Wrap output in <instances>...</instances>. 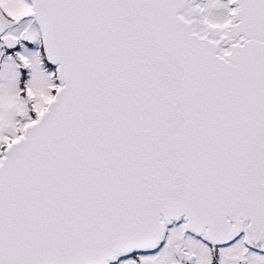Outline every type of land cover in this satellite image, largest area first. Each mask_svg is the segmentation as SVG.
Masks as SVG:
<instances>
[{"label": "snow or ice", "instance_id": "1", "mask_svg": "<svg viewBox=\"0 0 264 264\" xmlns=\"http://www.w3.org/2000/svg\"><path fill=\"white\" fill-rule=\"evenodd\" d=\"M0 264H264V0H0Z\"/></svg>", "mask_w": 264, "mask_h": 264}]
</instances>
